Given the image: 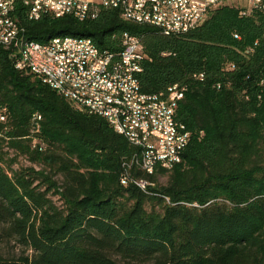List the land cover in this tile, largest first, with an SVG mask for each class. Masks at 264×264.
Instances as JSON below:
<instances>
[{"label":"trees","instance_id":"trees-1","mask_svg":"<svg viewBox=\"0 0 264 264\" xmlns=\"http://www.w3.org/2000/svg\"><path fill=\"white\" fill-rule=\"evenodd\" d=\"M15 4L13 18L41 45L83 38L118 53L125 33L137 38L147 57L141 93L184 89L176 119L191 138L169 172L128 169L136 148L16 70L15 50L0 48L7 116L0 123V264H264V0L249 11L221 6L197 30L172 38L117 11L100 10L84 23L32 22L21 0ZM4 149L42 170H13ZM140 180L145 191L134 184ZM12 243L18 252L4 256L2 246Z\"/></svg>","mask_w":264,"mask_h":264},{"label":"built area","instance_id":"built-area-1","mask_svg":"<svg viewBox=\"0 0 264 264\" xmlns=\"http://www.w3.org/2000/svg\"><path fill=\"white\" fill-rule=\"evenodd\" d=\"M232 0H21L27 9V17H46L74 12L79 18L96 19L100 10L117 11L121 19L140 27L155 29L166 38L181 37L197 30L211 13ZM251 8L261 4V0H249ZM15 0H0V24L9 23V31L0 39V48L15 50V45L24 33L18 32L16 23L4 21V14L15 11ZM33 56H38V65L51 63V67L63 80V74H71L76 83H83L82 93L67 94L65 99L81 113L92 116L101 114L108 126L118 135L115 128L116 115L105 114L101 105L89 103L86 97L88 87H97L108 92L123 95H144L138 80L147 59L140 41L128 34L122 36L118 53L101 51L96 45L80 42L50 43L47 47L32 46ZM14 67L20 72L34 75V70L23 66V58L13 56ZM39 79V78H38ZM41 82L48 86L46 80ZM49 87V86H48ZM174 87V97L169 102L157 105L154 115L137 116L134 112L124 113L128 118L129 141L138 150L130 161L131 166L147 175L150 165H161L173 169L181 163V157L189 144L191 134L180 137V129L185 127L176 119L178 104L183 100L184 89ZM55 92L57 89L49 87ZM41 117L35 115L33 122L38 132ZM7 121L6 110L0 112V123ZM33 149L44 150L43 145L34 144ZM122 179V184H125ZM134 184L142 191L148 186L146 181Z\"/></svg>","mask_w":264,"mask_h":264},{"label":"bare ground","instance_id":"bare-ground-1","mask_svg":"<svg viewBox=\"0 0 264 264\" xmlns=\"http://www.w3.org/2000/svg\"><path fill=\"white\" fill-rule=\"evenodd\" d=\"M14 11L4 14V21L16 23V29L20 33H24L22 38L19 40L17 45H15V56L16 58H23V66L25 68H30L34 70V74L38 76L40 80H46L48 86L52 87L65 98V93L67 94H77L82 93L83 83H76L72 80L71 74H63V80L60 75H57L54 68L51 67V63H42L38 65V56H33L32 46L47 47L50 43L58 42H80L89 43V45H95L91 39L83 38H73V37H57L51 39L48 43L41 45L30 41L27 39L25 30L20 27L17 21L13 18ZM53 19H60L63 17H71L79 23H84L86 21L95 20L93 18H79L74 12H67L61 15L50 16ZM42 17L29 18V21H39ZM9 31V23L0 24V39H4L5 33ZM126 34V33H125ZM7 50V49H5ZM86 97H89V103H94V105H101V110L105 114H115V128L119 136L124 137L129 141L128 133V118L124 113L134 112L137 116H147L154 115L157 113V105L163 102H169L174 97V87L168 89L165 96H147V95H123V93L108 92V89H101V93H98L97 87H88L86 90ZM78 110V109H77ZM79 111V110H78ZM81 112V111H80ZM92 116H97L101 118V114H92ZM190 135L185 127L180 129V137H187ZM157 170L171 171V168H166L161 165H150V173L154 174Z\"/></svg>","mask_w":264,"mask_h":264},{"label":"rangeland","instance_id":"rangeland-1","mask_svg":"<svg viewBox=\"0 0 264 264\" xmlns=\"http://www.w3.org/2000/svg\"><path fill=\"white\" fill-rule=\"evenodd\" d=\"M226 6L241 9L244 11H249L251 8V4H250L249 0H232V1L228 2L226 4ZM3 153H4L3 160H4L5 164H9L10 161L14 160V163L12 164L13 170H18L21 168H23V169L24 168H34L36 171L42 170L41 167L30 163L28 161L27 157L20 155V154L16 153L15 151L4 149ZM56 180H59V178H56ZM157 183L159 185H162V186L166 185L167 177L166 176L159 177L157 180ZM51 198L57 206L60 205V202L58 201L57 197L52 196ZM1 252L4 256H8V255H12L14 253H17L18 250H17V248H15V245L12 243L9 245L7 244V245L2 246Z\"/></svg>","mask_w":264,"mask_h":264}]
</instances>
